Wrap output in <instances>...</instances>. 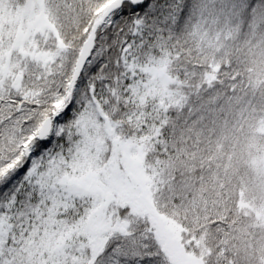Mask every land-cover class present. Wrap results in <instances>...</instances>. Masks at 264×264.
<instances>
[{
    "label": "snow or ice",
    "instance_id": "snow-or-ice-1",
    "mask_svg": "<svg viewBox=\"0 0 264 264\" xmlns=\"http://www.w3.org/2000/svg\"><path fill=\"white\" fill-rule=\"evenodd\" d=\"M0 264H264V0H0Z\"/></svg>",
    "mask_w": 264,
    "mask_h": 264
}]
</instances>
